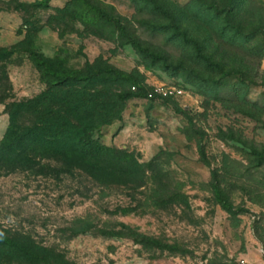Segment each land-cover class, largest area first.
Masks as SVG:
<instances>
[{
  "label": "rangeland",
  "instance_id": "1",
  "mask_svg": "<svg viewBox=\"0 0 264 264\" xmlns=\"http://www.w3.org/2000/svg\"><path fill=\"white\" fill-rule=\"evenodd\" d=\"M0 7L16 9L25 29L0 46L9 54L0 62V229L59 264H264V0ZM42 24L60 37L47 56L34 43ZM32 50L51 71L77 78L99 79L104 65L126 74L117 128L95 133L114 148L111 182L67 171L48 142L6 136L11 103L39 99L56 78ZM47 102L17 115L20 135L58 107Z\"/></svg>",
  "mask_w": 264,
  "mask_h": 264
},
{
  "label": "trees",
  "instance_id": "2",
  "mask_svg": "<svg viewBox=\"0 0 264 264\" xmlns=\"http://www.w3.org/2000/svg\"><path fill=\"white\" fill-rule=\"evenodd\" d=\"M31 52L33 59L46 66L50 75L56 78L50 81L48 88L39 99L11 103L14 108L11 110V122L6 136L10 140L28 136L39 143L48 142L50 146L47 148L61 156L63 163L67 165V171L72 167H77L101 183L111 182L114 166L109 163V158L113 157L114 148L105 145L95 133L101 125L119 118L123 101L130 95L118 88V85L125 82L126 74L110 65H104L105 67L101 69L103 76L99 79H95L92 75L77 78L68 75L66 71L60 72L62 70L59 68L51 71L48 63L41 60L36 51ZM7 55H9L8 52L0 47V62ZM104 75H110V77ZM5 76L6 71L0 65V102L6 95L7 87L3 81L7 78ZM44 101L55 103L58 107L50 108L47 118L34 120L26 133L20 135L19 125L14 119L22 111L33 114L35 106ZM61 111L65 112L68 117H72L75 122H70L68 117H62ZM47 138H50V141H46ZM3 151L0 149V168L6 165ZM125 164L127 168H132V164L128 161H125ZM129 169L127 173L131 172ZM31 245L24 237L9 235L0 229V264L20 259L22 256L28 257L30 261L60 263V260L53 255L37 253L31 249L33 247ZM34 248L48 252L45 246H34Z\"/></svg>",
  "mask_w": 264,
  "mask_h": 264
},
{
  "label": "crops",
  "instance_id": "3",
  "mask_svg": "<svg viewBox=\"0 0 264 264\" xmlns=\"http://www.w3.org/2000/svg\"><path fill=\"white\" fill-rule=\"evenodd\" d=\"M24 33L22 15L14 8L0 7V46H12L16 44L24 37ZM59 38L58 33L52 27L42 24L36 31L34 43L39 52L47 56L48 53L45 52V49L54 46ZM107 127L108 130L113 127L117 128L114 123L107 125ZM121 131L122 129L116 134L115 138L120 135Z\"/></svg>",
  "mask_w": 264,
  "mask_h": 264
}]
</instances>
